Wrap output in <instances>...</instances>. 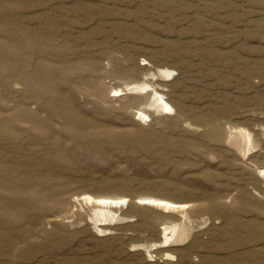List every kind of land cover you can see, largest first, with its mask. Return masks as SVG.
Instances as JSON below:
<instances>
[{
  "label": "rangeland",
  "instance_id": "1",
  "mask_svg": "<svg viewBox=\"0 0 264 264\" xmlns=\"http://www.w3.org/2000/svg\"><path fill=\"white\" fill-rule=\"evenodd\" d=\"M159 68L145 125L110 91ZM263 166L264 0H0V264H264ZM83 193L192 206L104 227Z\"/></svg>",
  "mask_w": 264,
  "mask_h": 264
},
{
  "label": "bare ground",
  "instance_id": "2",
  "mask_svg": "<svg viewBox=\"0 0 264 264\" xmlns=\"http://www.w3.org/2000/svg\"><path fill=\"white\" fill-rule=\"evenodd\" d=\"M172 74H174L173 70L167 68H159L157 69V72L154 71L151 73L152 77L149 78L151 79L150 81L143 80L140 82L126 83L121 87L112 89L110 91V93H112L111 97L113 96L116 98H123L128 95L148 96L149 98L145 105L131 109V111L133 112L134 120L140 121L145 125L149 124V122L152 121L151 118L152 112L154 116L163 117L165 115L166 116L174 115L176 112L175 108L167 101L165 95L158 91V88L155 87L152 81V80L157 81L159 77L163 81L166 82L171 81L173 80ZM240 133L247 139V141L251 142L252 137L249 131L245 129H241ZM259 176L261 177L262 180H264V168L260 167ZM262 188L264 189V186ZM156 196L138 197L132 201L127 196L114 197L105 194L92 195L90 193H83L78 197H76L75 200L80 202L81 204L90 205L94 209V216L96 220L101 223L100 224L101 226L104 227L105 226L107 227L110 221L115 220L117 218V214L119 210H121L124 206H127L128 208L130 204H133L136 207H141V208L156 209L158 211H161L163 214H171V213L173 214L177 212L185 213L192 206V204L189 202H177L178 200L173 201L174 199L170 200L168 197L165 198L162 196L161 197H156ZM129 219L133 220L132 217H130ZM181 227L182 226H180L179 223L169 224L167 222H164L160 225V230H161L160 241L152 244L146 250L149 257V261H154L153 257L157 256V253L154 256L152 251L154 250L159 251L160 248L167 249L172 245V242L175 241L179 236V233H181V229H180ZM172 257L173 255H171L168 252H166L163 256L165 260L166 259L174 260Z\"/></svg>",
  "mask_w": 264,
  "mask_h": 264
}]
</instances>
